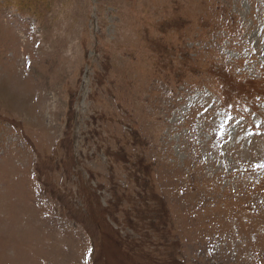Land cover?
Listing matches in <instances>:
<instances>
[{
  "label": "rangeland",
  "instance_id": "rangeland-1",
  "mask_svg": "<svg viewBox=\"0 0 264 264\" xmlns=\"http://www.w3.org/2000/svg\"><path fill=\"white\" fill-rule=\"evenodd\" d=\"M0 264H264V0H0Z\"/></svg>",
  "mask_w": 264,
  "mask_h": 264
}]
</instances>
